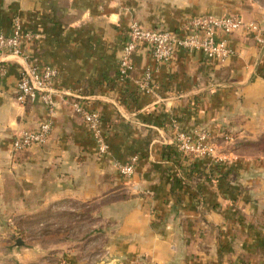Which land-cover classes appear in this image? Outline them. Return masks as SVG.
I'll return each mask as SVG.
<instances>
[{
	"label": "crops",
	"instance_id": "obj_1",
	"mask_svg": "<svg viewBox=\"0 0 264 264\" xmlns=\"http://www.w3.org/2000/svg\"><path fill=\"white\" fill-rule=\"evenodd\" d=\"M225 15L260 18L250 0H0V34L14 21L38 33L27 58L55 68L56 89L68 95L54 96L47 143L14 153L13 136L35 130L45 108L16 100L28 60L0 59V217L85 208L108 264H264V153L248 146L264 136V46L236 32L234 55L221 64L178 54L151 66L148 93L136 83L150 65L139 49L132 74L118 80L130 23L181 33L188 18ZM71 102L99 113L106 156ZM175 128L206 131L212 156L178 157ZM131 157L126 180L117 165Z\"/></svg>",
	"mask_w": 264,
	"mask_h": 264
},
{
	"label": "built area",
	"instance_id": "obj_2",
	"mask_svg": "<svg viewBox=\"0 0 264 264\" xmlns=\"http://www.w3.org/2000/svg\"><path fill=\"white\" fill-rule=\"evenodd\" d=\"M236 32L250 35L256 45L264 46V32L260 25L253 21L246 22L236 15L194 16L185 21L181 33L161 29L146 30L132 22L121 46L118 80L124 82L132 74L134 71L132 56L139 49H144L150 60V65L144 70L140 80L136 81L138 87L145 93L150 89L151 66L170 63L178 54L190 55L199 52L206 63L221 64L234 55L229 40ZM39 38L40 35L36 32L21 30L18 21H14L9 34H0V59L14 56L28 60L17 83V102L26 105L39 101L45 108L46 116L35 130H20L13 136L11 148L14 153L41 147L47 143L54 125V96L57 94L68 96L56 89L59 72L55 68L41 66L36 59L27 58L28 45L35 43ZM3 75V68L0 67V76ZM70 106L91 136L96 154L100 157L106 156L109 153V146L103 134L99 113L81 102H71ZM174 131V149L178 157L193 163L212 156L211 138L206 131L184 132L176 128ZM136 164L137 158L131 157L126 164L117 165V171L123 178L129 180L135 172Z\"/></svg>",
	"mask_w": 264,
	"mask_h": 264
},
{
	"label": "rangeland",
	"instance_id": "obj_3",
	"mask_svg": "<svg viewBox=\"0 0 264 264\" xmlns=\"http://www.w3.org/2000/svg\"><path fill=\"white\" fill-rule=\"evenodd\" d=\"M250 1L260 14L259 21L253 22L263 30L264 0ZM97 227L86 209L76 205L30 215L1 216L0 264H108L102 259L104 241ZM19 240L22 245H18Z\"/></svg>",
	"mask_w": 264,
	"mask_h": 264
},
{
	"label": "trees",
	"instance_id": "obj_4",
	"mask_svg": "<svg viewBox=\"0 0 264 264\" xmlns=\"http://www.w3.org/2000/svg\"><path fill=\"white\" fill-rule=\"evenodd\" d=\"M249 145L257 151L264 153V136L259 141Z\"/></svg>",
	"mask_w": 264,
	"mask_h": 264
},
{
	"label": "water",
	"instance_id": "obj_5",
	"mask_svg": "<svg viewBox=\"0 0 264 264\" xmlns=\"http://www.w3.org/2000/svg\"><path fill=\"white\" fill-rule=\"evenodd\" d=\"M18 245H22V242L20 240L18 241Z\"/></svg>",
	"mask_w": 264,
	"mask_h": 264
}]
</instances>
